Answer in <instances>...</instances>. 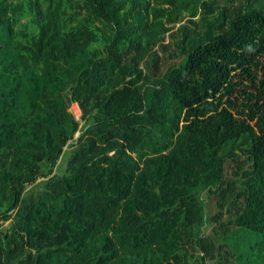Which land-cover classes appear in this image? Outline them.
I'll return each mask as SVG.
<instances>
[{
    "label": "trees",
    "instance_id": "obj_1",
    "mask_svg": "<svg viewBox=\"0 0 264 264\" xmlns=\"http://www.w3.org/2000/svg\"><path fill=\"white\" fill-rule=\"evenodd\" d=\"M0 264H264V0H0Z\"/></svg>",
    "mask_w": 264,
    "mask_h": 264
},
{
    "label": "rangeland",
    "instance_id": "obj_2",
    "mask_svg": "<svg viewBox=\"0 0 264 264\" xmlns=\"http://www.w3.org/2000/svg\"><path fill=\"white\" fill-rule=\"evenodd\" d=\"M180 24H189V21H188L186 15H184V16L182 17V20H181V22H180L178 25H180ZM167 40H168V38H166V40H165L164 42H167ZM70 111L73 112V114H74L75 117H76V120L79 121V128H81L82 125H83V122H82L81 119H80L81 112H80V110L78 109V107L76 106V104H72V106H71V108H70ZM79 136H80V132L77 133L76 138H78ZM28 188H29V187H28ZM7 224H8V223H6L5 226H6ZM213 230H214V228H213V227H210L209 229L206 230V232L209 233V232H212ZM218 231H219V230H217V232H218ZM242 242H243V244H245V245H249V244H250L249 241H245V240H244V241H242Z\"/></svg>",
    "mask_w": 264,
    "mask_h": 264
}]
</instances>
